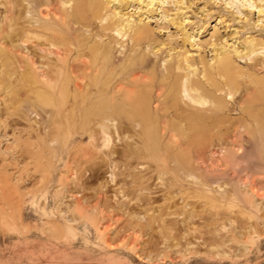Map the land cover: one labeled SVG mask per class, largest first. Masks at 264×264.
<instances>
[{
  "label": "rangeland",
  "instance_id": "obj_1",
  "mask_svg": "<svg viewBox=\"0 0 264 264\" xmlns=\"http://www.w3.org/2000/svg\"><path fill=\"white\" fill-rule=\"evenodd\" d=\"M7 1L0 0V264H264V151H253L258 142L180 138L163 140L155 153L149 141L103 138L95 124L84 142L75 130L86 125L68 119L67 109L48 106L38 116L24 103L22 82L7 90ZM178 1L157 0L152 15L131 3L124 13L148 23L156 44L181 45L182 34L171 24ZM257 4L196 0L185 10L189 32L200 31L195 46H187L190 54L213 63L207 44L217 42L216 31L229 50L241 51L243 38L264 39ZM130 46H116L117 60L121 52L131 54ZM161 47L157 60L164 68L169 49ZM141 50L143 57L150 47ZM235 60L251 71V60Z\"/></svg>",
  "mask_w": 264,
  "mask_h": 264
},
{
  "label": "bare ground",
  "instance_id": "obj_2",
  "mask_svg": "<svg viewBox=\"0 0 264 264\" xmlns=\"http://www.w3.org/2000/svg\"><path fill=\"white\" fill-rule=\"evenodd\" d=\"M116 1L122 0H8L5 39L11 72L3 80L7 90L22 82L24 103L38 116L48 106L67 109L68 119L86 125L75 130L84 142L88 126L95 124L103 128V138L149 141L152 151L163 140L225 136L256 141L253 151H264V39L243 38L241 51L229 50L216 31L217 42L207 44L213 47V63L204 57L197 61L187 46H195L192 38L200 29L196 35L193 28L189 32L185 12L196 0H188V6L178 1L181 7L171 21L182 34L176 46L156 44L148 23L124 13V7L137 3L152 15L157 0H127L113 10L110 4ZM257 7L264 15L263 5ZM213 16L208 11L206 19ZM245 24L250 26L249 20ZM129 41L131 54L121 52L117 60L116 46L125 48ZM144 46L150 50L140 57ZM161 46L169 49L164 68L157 60ZM236 57L251 60V71L240 67ZM234 111L238 116L230 117ZM64 117L60 116L65 123ZM239 148L246 150L244 144ZM181 154L173 155L178 159Z\"/></svg>",
  "mask_w": 264,
  "mask_h": 264
}]
</instances>
